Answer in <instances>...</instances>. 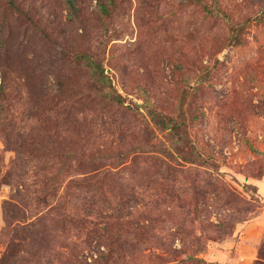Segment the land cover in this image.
I'll list each match as a JSON object with an SVG mask.
<instances>
[{"label": "rangeland", "instance_id": "rangeland-1", "mask_svg": "<svg viewBox=\"0 0 264 264\" xmlns=\"http://www.w3.org/2000/svg\"><path fill=\"white\" fill-rule=\"evenodd\" d=\"M0 264H264V0H0Z\"/></svg>", "mask_w": 264, "mask_h": 264}]
</instances>
